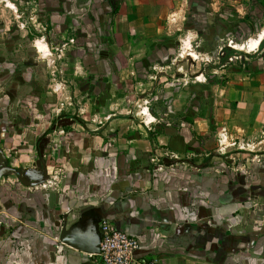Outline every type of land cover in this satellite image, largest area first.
I'll return each mask as SVG.
<instances>
[{"label": "crops", "instance_id": "obj_1", "mask_svg": "<svg viewBox=\"0 0 264 264\" xmlns=\"http://www.w3.org/2000/svg\"><path fill=\"white\" fill-rule=\"evenodd\" d=\"M188 2L39 0V5L56 33L67 30L72 42L83 45L78 51L89 71L102 78L119 58L136 75L135 82L125 85L146 86L143 94L153 82L144 81V74L163 67L157 64L165 51L161 41L180 30L176 23ZM223 2L240 8L254 3ZM251 73L241 88L232 90L241 105L254 111L249 120L264 129V69ZM128 96L121 100L133 102L135 96ZM108 116L115 127L85 129L72 119L67 131L49 138L42 182L61 174L59 183L44 188L13 172L0 177V264H100L91 251L99 243L103 218L141 239L136 259L264 264V151L262 159L247 163L258 167L256 172H237L230 164L189 159L212 140L201 122L154 136L147 122L146 127L136 122L147 117L143 111L117 110ZM218 134L220 150L225 133ZM157 147L167 149L172 159L186 154L189 161L158 164L152 158L151 163ZM36 162L19 169L36 168Z\"/></svg>", "mask_w": 264, "mask_h": 264}, {"label": "rangeland", "instance_id": "obj_2", "mask_svg": "<svg viewBox=\"0 0 264 264\" xmlns=\"http://www.w3.org/2000/svg\"><path fill=\"white\" fill-rule=\"evenodd\" d=\"M250 1L254 3L240 8L223 0H189L176 23L180 30L161 41L165 51L161 50L164 56L158 57L157 64L163 67L157 65L144 74V81L153 82L141 94L146 86L125 85L135 82L136 75L129 71L131 64L127 67L119 58L102 78L89 71L82 50L78 51L83 45L72 42L73 34L67 30L59 34L53 30L39 0H0V151L4 164L23 168L40 159L43 139L54 138L55 131L56 135L67 131L68 126L52 129L61 118H71L79 124L76 127L85 129L111 128L116 126L109 123L112 111L131 109L145 112L147 117L136 122L140 127L147 122L154 136L183 123L199 127L201 122L208 129L212 137L208 147L201 154L191 158L184 154L179 159L218 161L237 172L253 174L258 167L247 163L263 158L264 129L249 120L254 111L241 105L232 90L241 88L252 71L264 69V42L254 51L235 47L264 32V3ZM123 95L144 99L123 101ZM123 123L126 126L128 120ZM218 133H225L220 136L224 146L220 150ZM168 155L167 149L157 147L149 159L160 164L171 158Z\"/></svg>", "mask_w": 264, "mask_h": 264}, {"label": "built area", "instance_id": "obj_3", "mask_svg": "<svg viewBox=\"0 0 264 264\" xmlns=\"http://www.w3.org/2000/svg\"><path fill=\"white\" fill-rule=\"evenodd\" d=\"M56 183H59L57 177L50 176L41 185L47 188ZM100 230L99 251L95 253L100 264H158L159 258L157 257L136 259L135 255L142 247L138 236L117 228L107 218L101 220Z\"/></svg>", "mask_w": 264, "mask_h": 264}, {"label": "water", "instance_id": "obj_4", "mask_svg": "<svg viewBox=\"0 0 264 264\" xmlns=\"http://www.w3.org/2000/svg\"><path fill=\"white\" fill-rule=\"evenodd\" d=\"M74 121L71 118H61L57 124L53 125L52 129L56 130L57 127H65L68 125H71ZM49 139L44 138V144L45 147L47 146ZM45 147L40 148V159L37 160L36 168H27V169H19L15 168L11 165H5L3 162V154L0 151V177L9 172H13L17 174L23 181L27 183H33V182H42L45 176V169H44V161L43 157L45 155ZM189 161L187 159H171V158H164V163L165 164H174V163H181V162H186ZM99 251L98 245L93 249L91 252L97 253Z\"/></svg>", "mask_w": 264, "mask_h": 264}, {"label": "bare ground", "instance_id": "obj_5", "mask_svg": "<svg viewBox=\"0 0 264 264\" xmlns=\"http://www.w3.org/2000/svg\"><path fill=\"white\" fill-rule=\"evenodd\" d=\"M264 37V33H262V34H260L259 36H258V38H256V39H251V40H249L248 41V43L247 44H245V45H236L235 47H239V48H242V49H244V48H248V50H250V51H254L255 49H257L258 47H259V45H260V42H261V39ZM188 49L190 48V45L187 47ZM41 49H43V47L41 46ZM44 51V50H43Z\"/></svg>", "mask_w": 264, "mask_h": 264}, {"label": "trees", "instance_id": "obj_6", "mask_svg": "<svg viewBox=\"0 0 264 264\" xmlns=\"http://www.w3.org/2000/svg\"><path fill=\"white\" fill-rule=\"evenodd\" d=\"M263 1V3H264V0H262ZM264 42V40L261 42V45H262V43Z\"/></svg>", "mask_w": 264, "mask_h": 264}, {"label": "flooded vegetation", "instance_id": "obj_7", "mask_svg": "<svg viewBox=\"0 0 264 264\" xmlns=\"http://www.w3.org/2000/svg\"><path fill=\"white\" fill-rule=\"evenodd\" d=\"M43 142H44V139H43Z\"/></svg>", "mask_w": 264, "mask_h": 264}]
</instances>
